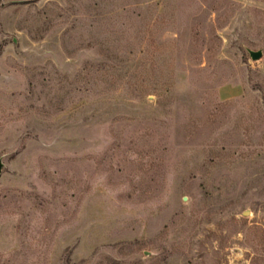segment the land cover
I'll list each match as a JSON object with an SVG mask.
<instances>
[{
	"label": "rangeland",
	"instance_id": "1",
	"mask_svg": "<svg viewBox=\"0 0 264 264\" xmlns=\"http://www.w3.org/2000/svg\"><path fill=\"white\" fill-rule=\"evenodd\" d=\"M0 264H264V0H0Z\"/></svg>",
	"mask_w": 264,
	"mask_h": 264
},
{
	"label": "water",
	"instance_id": "2",
	"mask_svg": "<svg viewBox=\"0 0 264 264\" xmlns=\"http://www.w3.org/2000/svg\"><path fill=\"white\" fill-rule=\"evenodd\" d=\"M248 51L253 59L259 58L262 54L261 49H249Z\"/></svg>",
	"mask_w": 264,
	"mask_h": 264
}]
</instances>
